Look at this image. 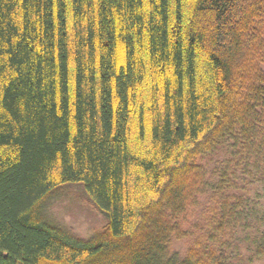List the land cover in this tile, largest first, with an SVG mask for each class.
Segmentation results:
<instances>
[{
  "label": "trees",
  "instance_id": "16d2710c",
  "mask_svg": "<svg viewBox=\"0 0 264 264\" xmlns=\"http://www.w3.org/2000/svg\"><path fill=\"white\" fill-rule=\"evenodd\" d=\"M263 258L264 0H0V264Z\"/></svg>",
  "mask_w": 264,
  "mask_h": 264
},
{
  "label": "rangeland",
  "instance_id": "374dc122",
  "mask_svg": "<svg viewBox=\"0 0 264 264\" xmlns=\"http://www.w3.org/2000/svg\"><path fill=\"white\" fill-rule=\"evenodd\" d=\"M227 156L226 147H223L208 161L209 179H217L216 169L225 161ZM46 210L51 220L67 227L74 234L84 239H89L108 224V219L91 201L83 185L62 187L50 199ZM194 215L192 220H194ZM186 249V239L174 243V250L183 253ZM253 264H264V258Z\"/></svg>",
  "mask_w": 264,
  "mask_h": 264
}]
</instances>
